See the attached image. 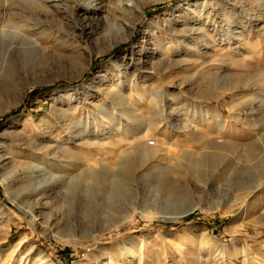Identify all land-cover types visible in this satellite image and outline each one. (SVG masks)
Listing matches in <instances>:
<instances>
[{
	"label": "rangeland",
	"instance_id": "374dc122",
	"mask_svg": "<svg viewBox=\"0 0 264 264\" xmlns=\"http://www.w3.org/2000/svg\"><path fill=\"white\" fill-rule=\"evenodd\" d=\"M121 1L103 0L89 11L67 3L51 16L55 26L49 36L40 26L18 50L0 48V156L13 138H27L35 146L49 140L50 157L67 166L53 171L66 178L78 174L73 181L83 193L77 201L54 200L51 207L26 215L19 208L27 207L26 201L3 181L20 176L41 152L18 142L27 154L0 176V243L14 253L6 264H20L32 246L43 252L44 260L27 264H77L88 255L90 261L102 260L107 257L103 247L112 254L128 247L136 255L129 264H195L197 256L186 244L183 251L175 247L192 233L210 238L206 250H212L211 264L217 255L225 264H264L263 196L251 207L254 200L248 196L237 199L242 188L264 187V107H259L264 94V0H222L227 3L219 7L217 0L208 2L219 23L223 17L237 21L233 29L262 18L253 31L259 40L239 45L243 55L253 52L244 65L230 61L235 56L230 45L208 50L193 42L181 48L174 37V46L164 52L159 48L167 43L162 35L160 46L154 44L153 22L197 17L205 0H133L143 13L126 20L118 12ZM237 31L247 35L242 28ZM66 33L80 42L75 57L55 41ZM194 33L184 35L195 39ZM194 48L199 54L190 53ZM203 64L214 75L201 71ZM231 82L234 86L223 87ZM109 89L124 106L109 105ZM65 90H74L70 106L61 102L68 95L59 97ZM195 137L211 144L226 141L228 150L205 149ZM131 143H139V149ZM126 155L135 159L130 175L118 167ZM207 158L219 162L209 163L203 172L197 164ZM234 167L240 170L238 178ZM8 214L13 219L9 224ZM56 214L57 228L47 232L45 223ZM100 234L104 238L96 239ZM90 241L95 243L87 250ZM233 255L238 260L232 262Z\"/></svg>",
	"mask_w": 264,
	"mask_h": 264
},
{
	"label": "bare ground",
	"instance_id": "6f19581e",
	"mask_svg": "<svg viewBox=\"0 0 264 264\" xmlns=\"http://www.w3.org/2000/svg\"><path fill=\"white\" fill-rule=\"evenodd\" d=\"M102 1L103 0H0V48L6 49V50L9 49L11 51L18 50V48L21 45H23V43L25 41L26 42L30 41L29 39H27V37L31 36L30 33L35 32L37 34V32L40 31V29H39L40 26L45 28V29H43V31L41 33L42 34L44 33L45 35L49 36V34L52 33L53 27L55 26V22L53 21V19H51V16L55 13L54 12L55 9L61 8L63 5H66L67 3L74 4L78 8L79 7L83 8L84 9L83 11H89L90 10L89 8H92V7L94 8L95 6H98V5L100 7ZM238 1L239 0H236V2H238ZM208 2H209V0H205L202 2L201 6L203 7V9L199 11V16L197 15V17L196 16H193V17L186 16L185 18H180V20H175L174 22H172L170 24L164 23V24L159 25L157 22H153V28H150V32H151V38L153 39L154 44L156 46H158V45L160 46L161 43L158 45H157V43H159L158 42L159 36L162 35L163 37H165L167 43H162L159 48L161 51H164V52H167L169 48L174 46V43L172 42V38H174V37L176 38L177 42L180 43L181 48L191 47L190 44L193 42H194L193 44L199 45L200 48L205 46L208 50L211 48V46L216 45V44L220 45V46L230 45L231 46L230 51L235 55L233 58L230 59V61L233 63H239V64H241V62H242L244 65V62L247 60V58H249V59L251 58V56L253 55L252 54L253 52L250 53V51L249 52L245 51L246 53H245V55H243L242 52L244 49L241 48V46H239V45H241L243 42L245 43L246 41H249L252 44V43L259 40V36L257 35V33L256 34L253 33V31H254V29L257 28V25L263 21L262 18H258L257 22H254L253 20H246L245 22L242 21L241 23H239L238 24L239 28L244 29L246 34H247V35H244L245 33L237 31L239 28L233 29V26L235 24H237L236 23L237 21L235 22L232 18L223 17V20L221 21V23L216 21V19H215L216 13H215V9L213 7L214 5H210ZM216 2H217V7H219L221 5L222 6L226 5V3H227L226 1L224 2L222 0H217ZM255 2L260 3L261 0H255ZM135 3L133 2V0H122L121 1L120 5L118 7V9H119L118 12H119L120 16L122 17V19L126 20L127 17H133V16L138 17L141 13H143V10L140 9L139 6H137V4H135ZM198 3H199V1H197V5H199ZM119 27H122V25L119 24ZM110 31L113 32L114 27H111ZM112 32H109L107 35H110ZM188 33L196 34V36H194L195 39H191V37L184 35V34H188ZM103 34H105V33H103ZM68 35L69 34H67V33L65 35H58L56 37L55 41H58V43H63L62 45L64 47H66L67 49H69L72 56L75 57V56L79 55L77 51L80 50V48H81V46L79 45L80 42H79V40H77V37H73L71 39V38H69ZM31 44L33 45L32 47L34 49H36L38 47V45H35L34 43H31ZM233 44H237L238 46L236 48H232ZM177 45H179V44H177ZM68 47H70V48H68ZM255 47H252L253 48L252 51L255 50ZM189 51H190V53H194L196 55L199 54V49L197 50L194 48V49H190ZM177 52L183 53L182 49L178 50ZM239 66L236 65V67H239ZM200 70L208 72L209 75H214V72H212L211 67L208 65L203 64V67ZM119 77L120 76H118L117 80H119ZM127 77H128V75L126 74L124 76V79H126ZM229 80H230V78H229ZM236 81L240 82L239 79H237ZM234 84L235 83H232V82L228 85L223 84L224 85L223 87H226V86L232 87V86H234ZM124 86H125V83L123 84V88H124ZM75 90H77V89H75ZM72 91H74V90H70V91L65 90V91H62L61 94L59 95V97H64V98L66 95H68L67 98H69V99H67L66 101H65V99L61 101L65 106H70L69 105L70 102L73 101V99L72 100L70 99L71 95L69 94ZM106 93L110 97L109 105H111V106L123 105L124 106L123 101L118 102L119 99L116 100V97H118L117 92H115V91L113 92V90L109 89L108 92H106ZM163 97H164L163 95L162 96L160 95V98H163ZM261 97L263 100H262V103H260L259 107L263 108L264 107V94H261ZM151 99L153 100V98H151ZM154 102H156V101H154ZM165 102H167V100L164 101V103ZM164 103H163V101H161L160 104H164ZM65 114H66V116H65L66 117L65 122H66L69 120L71 110L68 109ZM123 119L124 118H122V120ZM62 122H64V121H62ZM176 122H177V120H176ZM21 136H23V135H21ZM194 140H197L198 143L201 142L202 145L204 144L205 149H211V150H216V151L217 150H219V151H224V150L227 151L228 150V146L226 144V141L221 142L220 144H213V143L211 144L208 141V139L204 138V137L198 138V139L197 138L193 139V141ZM58 141H60V140L57 139L55 142H58ZM18 142H20V143L21 142L22 143L28 142L27 143L28 145L26 144L28 147H32L35 149V151L38 150L39 152H41V154L33 156L32 159L34 161V164H32L31 167L28 168L27 170L22 171L20 176L7 178L5 181L9 180L8 182L3 181V184L9 183L10 184L9 186H11V189L13 188L18 193H20L21 196L23 197V199L26 201L28 206L27 207L19 206L21 211L23 210L26 215L31 216L32 214H34V211L39 207H45V208L51 207V202L54 200L59 201V202L62 201L64 203H68V202L77 201L78 199L82 198L83 193L80 191L79 186L75 185L74 181H73L79 177L78 174L72 176L71 178H66L65 176H61V175L56 174V172H57V170H59V168H67V166L63 167L58 161L57 162L55 161V159H56L55 157H52V158L50 157V155H51V154H49L50 147L48 146V144L50 142L49 140H46V143L44 141L38 142V144L36 146L34 144H32L33 142H31V140L28 141L27 138H13V139H11V141L6 142L3 145L5 153L2 156H0V176H2V177L6 176L5 174H7V173H5V172L9 170V165H11L13 163L15 164L17 157H20L24 154H27L26 151L21 149L24 144L23 145L20 143L18 144ZM194 142L197 143L196 141H194ZM131 144H132V146L135 147V149H137V150L139 149V146H140L139 143H131ZM99 145L101 147V145H104V143H99ZM50 146H52V145H50ZM57 148L60 150L59 146ZM133 159H134V157H132L130 155L125 156L123 163L120 166H118L120 173H124V175H130L133 173V169H132L133 165L131 164V161H133ZM218 162L219 161L216 158L214 160L213 159L208 160V158H207V159L201 160L197 164V166L202 168V171L205 172L204 169H205V167H207V165L209 163L213 164V163H218ZM50 165H51V167H50ZM208 166H210V165H208ZM53 169H56L55 170L56 172L53 171ZM91 171H93V170H91ZM233 172H234L233 174L235 175V177L238 178V176H240L239 168L234 167ZM202 174L204 175V173H202ZM235 177H234V179H236ZM97 179H98V177H97ZM248 182L250 183V180ZM262 189H260V186H258V187L257 186L256 187H247V188L245 187L244 189L242 188L239 191H237L238 193H240L239 195H237L238 196L237 199L239 200V198L242 197L243 195L245 197L248 196V198H250L251 200L253 199L254 201L250 204V207L252 205H255L256 198H258L260 196H263V198L261 200H263V202H264V192H263L264 190H262ZM261 191H262V195L260 194ZM245 206H246V204L244 205V207ZM2 207L3 206L0 203V211H2V209H3ZM187 211H189V212L193 211V208H189ZM0 214H1V212H0ZM59 219L60 218L57 214L54 216L53 215L50 216L49 219L47 220V222L45 223L46 224L45 230L47 232L53 233L52 230L57 228L56 224L59 221ZM0 220H1V218H0ZM6 220L9 224L12 222L13 219H12L11 215L8 214L6 217ZM261 221H263L262 224H264V213H263V218ZM39 225L41 226V224H39ZM37 226H38V224H36V223L33 224L34 228H37ZM255 226L257 227L258 225H255ZM9 233H10V230L7 232V236L9 235ZM52 236L56 237L55 234H53ZM102 238H104V235L100 234L99 236L97 235L96 239L99 240ZM209 239L206 235H200V238H199V237H197V234L195 235L194 233H192V236H189V238L184 237L182 239L181 244L179 243L178 246L177 245L176 246L174 245V246L178 249V251H181V250L183 251V248H184L183 243H184L197 256V257L193 258L194 260H196L195 264H211L209 257L212 256V254H211L212 250L211 251L206 250V246H208L210 244ZM169 242H171V241H169ZM93 243H95V242L90 241V243L87 246H85V248L87 250L90 249L91 246L93 245ZM22 244H24V241L22 242ZM128 246H130V248H131L132 244L130 243ZM168 246H170V245H168ZM209 246H211V245H209ZM172 248H173V246H172ZM10 249L11 248H8L6 245H3V243H0V264H6V263L10 262L11 259H13L12 257H14L13 256L14 253L12 252L11 254H8ZM102 252H104V254H105L104 256H107L106 259L98 260L96 258V261H90L92 256L88 255V256L84 257L83 259H81L77 264H129L134 259V257L136 256L135 253H131V250L130 251L128 250V247H126V248L121 247L114 254H112L111 251L107 247H103ZM26 253H28V254L25 257H22V259L20 260V264H21V262L22 263L25 262V264H27L29 261L32 262L34 260H40L42 262L44 260L43 259V257H44L43 252L39 251L34 246L30 247V250ZM124 253H125V255H124ZM239 254H242L243 257H245V255H246L244 251H240ZM200 257H201V259L203 257H207L209 261L208 260L203 261L200 259ZM218 257H220V256L217 255L213 258L214 264H225V261H221V259L223 257H221V259ZM237 258H238V255H233L232 256V262L238 260ZM15 259H17V258H14V260ZM17 262H18V260H17ZM44 262H46V261H44Z\"/></svg>",
	"mask_w": 264,
	"mask_h": 264
},
{
	"label": "built area",
	"instance_id": "2783aa9c",
	"mask_svg": "<svg viewBox=\"0 0 264 264\" xmlns=\"http://www.w3.org/2000/svg\"><path fill=\"white\" fill-rule=\"evenodd\" d=\"M150 144L152 145V142Z\"/></svg>",
	"mask_w": 264,
	"mask_h": 264
}]
</instances>
